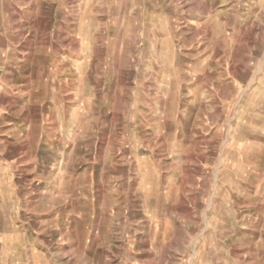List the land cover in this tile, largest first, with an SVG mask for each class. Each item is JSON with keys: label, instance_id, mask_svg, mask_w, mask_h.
<instances>
[{"label": "rangeland", "instance_id": "obj_1", "mask_svg": "<svg viewBox=\"0 0 264 264\" xmlns=\"http://www.w3.org/2000/svg\"><path fill=\"white\" fill-rule=\"evenodd\" d=\"M70 28L94 34L87 77L83 44L60 47ZM71 52L80 75L74 152L75 108L53 81L68 77ZM172 63L178 103L139 96L147 81L169 79ZM186 82L206 100H188ZM173 122L179 133L165 134ZM45 125L63 135L43 153L45 179L31 177L30 206L59 208L62 264H238L239 250L258 253L264 0H0V134L29 126V151H12L36 162Z\"/></svg>", "mask_w": 264, "mask_h": 264}, {"label": "crops", "instance_id": "obj_2", "mask_svg": "<svg viewBox=\"0 0 264 264\" xmlns=\"http://www.w3.org/2000/svg\"><path fill=\"white\" fill-rule=\"evenodd\" d=\"M93 42L94 34H92L91 31H88L87 34H83L82 32L78 33L77 28L75 30L70 28L64 43L60 41L61 48L63 45L77 48L78 44H83L86 48L85 50L89 51L86 52L87 54H91L89 55L90 60L86 65V77L90 71L91 59L94 54ZM69 56L71 60L69 65H62V73L69 71L68 77L67 75L61 77L59 82L54 78L53 81L55 84L59 83V88H65L64 93L68 94V100L73 102L75 108V112L73 111V114H71L74 118L73 125L69 127L68 131L70 148L72 149L73 146L74 152L77 148L78 137L76 109L79 98L78 80L80 75L78 73L77 55L71 52ZM170 69L173 73L170 75L171 77L169 79L163 81L157 79L147 81L146 87L148 88H145L143 92H139V96L145 97L146 95L148 100H145L148 103H178L181 95L177 94V90L176 94H174V87L178 84L177 80L174 78V71L177 69V64L172 63ZM120 71H122V67L120 68ZM125 81L126 79H123L122 82L119 81L118 86L124 88L126 86ZM219 81L220 79L218 78L217 83H219ZM137 83L138 81L135 79L134 85H137ZM207 84L208 86H213V88H215L216 80L213 83ZM183 86L187 89L186 94L188 100L191 98V102H204L206 100L205 94L200 95L197 93L195 87L196 83L186 82ZM89 87L93 88L94 85L88 83L86 78V92ZM55 88H57L56 85H54V89ZM61 91L62 90H60V92ZM89 99L91 101L93 96L91 95ZM85 100L88 101L86 98ZM82 101H84V99H82ZM56 115L55 112H50L51 118H56ZM149 115H151V113H149ZM154 119L157 120V118ZM142 123L141 127L146 125L144 131H147L150 136L162 134V130H159L158 124L150 125L145 124L144 122ZM171 128L174 130H172V132H165V134L174 135L179 133L176 131V128L178 130L179 126L174 122ZM62 129L64 130L63 127ZM12 131V138L10 137L9 130L6 133L0 134V264H62L66 259V256H62V245L60 243L57 244L55 238H53V232L58 231L61 228L59 208L55 206H49L47 208L45 204L46 201H44L40 204L42 206L38 207L37 212H31L30 182L31 177H35V175L40 174V172H42L40 175L41 178L45 179L44 168L46 167V162L44 154H46V149H52L50 143L56 144V137H58V134H63L59 129L56 130L54 126L50 125H45L42 129H38V160L35 162L31 161L30 155L27 152L26 154H22L12 151L18 146H21L23 150L26 148V151H29L31 146V128L29 126L22 127L21 129L16 127L13 128ZM18 135H21L20 143L18 142L19 138H14ZM53 136L55 140H52ZM38 167L42 169H38ZM37 197L45 200L47 197L46 190L37 191ZM256 247L257 249L260 247L262 248L258 250V253L252 255L247 253L246 250V253H243V249L239 250L237 254V263L264 264V240L258 241Z\"/></svg>", "mask_w": 264, "mask_h": 264}]
</instances>
